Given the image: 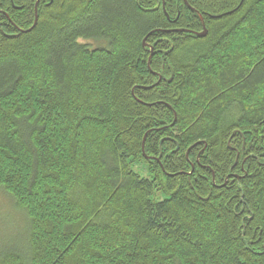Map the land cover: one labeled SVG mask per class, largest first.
Returning <instances> with one entry per match:
<instances>
[{
	"label": "trees",
	"instance_id": "1",
	"mask_svg": "<svg viewBox=\"0 0 264 264\" xmlns=\"http://www.w3.org/2000/svg\"><path fill=\"white\" fill-rule=\"evenodd\" d=\"M35 4L0 0V264H264V0Z\"/></svg>",
	"mask_w": 264,
	"mask_h": 264
},
{
	"label": "rangeland",
	"instance_id": "2",
	"mask_svg": "<svg viewBox=\"0 0 264 264\" xmlns=\"http://www.w3.org/2000/svg\"><path fill=\"white\" fill-rule=\"evenodd\" d=\"M87 45L96 47L99 45L95 41H81ZM18 231L23 235H26L27 225L24 223L23 217L18 212L13 210V205L10 204L7 197L0 192V238L5 241L7 238L17 234ZM4 244V243H2Z\"/></svg>",
	"mask_w": 264,
	"mask_h": 264
},
{
	"label": "water",
	"instance_id": "3",
	"mask_svg": "<svg viewBox=\"0 0 264 264\" xmlns=\"http://www.w3.org/2000/svg\"><path fill=\"white\" fill-rule=\"evenodd\" d=\"M38 1H39V0H36V4L38 3ZM36 4H35L34 11H36ZM36 21H37V18L35 17V19H34V23H33L32 27L36 24ZM200 21L202 22V28H203L202 31L199 32V33H191V34L195 35L196 37L202 38V37H204V36L206 35V30H205V28H204L203 21H202L201 17H200ZM32 27H31V28H32ZM31 28H30V29H31ZM30 29H28L27 31H29ZM142 152H143V149H142ZM143 156H144V154H143ZM144 157H145V156H144Z\"/></svg>",
	"mask_w": 264,
	"mask_h": 264
}]
</instances>
